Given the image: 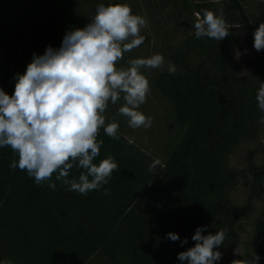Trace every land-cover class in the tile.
I'll list each match as a JSON object with an SVG mask.
<instances>
[{
    "label": "trees",
    "instance_id": "trees-1",
    "mask_svg": "<svg viewBox=\"0 0 264 264\" xmlns=\"http://www.w3.org/2000/svg\"><path fill=\"white\" fill-rule=\"evenodd\" d=\"M46 1L36 0L41 6L40 19H30L32 29L38 33L41 55L48 46L59 49L62 44L54 29L55 8ZM204 9L197 8L201 14ZM236 9L235 6L233 10ZM260 16L264 18V3ZM245 26L250 36L249 21ZM16 33L21 35L22 29ZM16 33L12 37H16ZM192 37L193 43L202 49L194 62H190L187 55L190 41H184L165 54L168 64L174 65L176 71L169 73L167 69L155 80L159 93L172 99L178 117L187 122L177 146L168 154L163 166L167 170L164 186L172 187L179 199L177 209L182 216L176 228L180 239L168 243L166 238V244H156L152 237L150 242L144 241L149 238L150 229L144 232L136 223H132L129 231L118 228L139 195L134 193L130 198L133 186L143 181L146 185L150 174H156L160 165L153 161L157 166L150 170L152 159L142 149L119 132V139H114L101 129L97 139L103 143L94 163L111 155L118 167L107 184L87 195L69 192L68 186L57 181L55 175L51 180L56 184L55 190L48 187V182L36 184L26 171L10 168V164L18 160L11 148H0V261L90 264L89 260L102 249L116 264H173L180 252L194 246L192 236L198 227L206 226L204 235L227 229L224 243L216 249L221 253L225 245L234 241L229 223L222 225L219 220L230 188L224 159L242 139L254 134L257 120L264 117L256 100L260 84L264 82V65L259 71L260 82L247 89L248 85L237 84L229 70L225 59L229 48L226 41L197 39L195 33ZM205 60L213 62L214 73L208 71ZM17 74H22L20 64L0 15V88L8 95L14 92ZM81 171L74 167L69 179H78ZM105 189L110 190L109 194H104ZM87 203L90 208H85ZM83 212L90 216L93 229L88 220L82 218ZM105 213L107 219H103ZM167 229L171 231L173 227ZM253 238L260 240L259 253L264 255V222L261 219H257ZM185 239L187 243L182 245ZM236 259L251 261L253 257ZM231 261L222 255L214 264H231ZM257 264H264V259Z\"/></svg>",
    "mask_w": 264,
    "mask_h": 264
},
{
    "label": "clouds",
    "instance_id": "clouds-1",
    "mask_svg": "<svg viewBox=\"0 0 264 264\" xmlns=\"http://www.w3.org/2000/svg\"><path fill=\"white\" fill-rule=\"evenodd\" d=\"M194 23L197 39L207 37L222 41L230 35L223 13L204 9L197 13ZM147 21L133 14L127 3H101L94 16L83 28L66 32L61 47L48 46L43 55L33 54L24 74L16 75L15 89L8 95L0 88V148L10 147L18 156L10 168H19L33 177L36 184L48 182L56 189L57 181L68 186L69 192L87 195L108 183L118 164L109 155L99 163L103 143L97 137L100 130L119 139V123L107 121L109 105L120 104L116 116L127 118L132 129L148 128L152 118L140 111L151 93L150 82L142 69L164 65L162 54L127 60L125 53L138 48L145 41L141 30ZM256 51L264 50V22L253 33ZM169 73L176 71L168 65ZM258 107L264 111V82L256 95ZM158 164L159 161H156ZM82 169L78 179H69L70 170ZM155 164L150 165L151 168ZM110 190L105 189L104 194ZM205 227H198L192 236L193 247L178 254L187 264H214L222 258L218 249L225 240L227 229L214 235H204ZM172 241L180 239L168 233ZM187 243V239L181 244ZM260 256L254 253L251 261L235 259L231 264H257ZM0 264H12L5 259Z\"/></svg>",
    "mask_w": 264,
    "mask_h": 264
},
{
    "label": "rangeland",
    "instance_id": "rangeland-1",
    "mask_svg": "<svg viewBox=\"0 0 264 264\" xmlns=\"http://www.w3.org/2000/svg\"><path fill=\"white\" fill-rule=\"evenodd\" d=\"M1 1L3 23L9 36L11 35L14 51L24 74L27 65L32 62L33 54L41 55L38 33L32 29L30 22L31 17L40 19L41 6L36 4V0H15L11 5L5 0ZM46 2L55 8L54 29L62 40L66 32L83 28L88 24L101 3L105 6L110 3H127L133 14L140 15L147 21L146 27L141 30V35L145 37L144 43L125 53L124 60L120 63L121 66H127L128 59L147 58L153 54L163 55L162 67L141 70L150 82L151 93L139 110L152 118V124L148 128L132 129L128 126L126 117L115 115L120 104H110L105 115L108 118L106 122L115 118L120 125L119 133L142 149L152 159L151 165L156 161H159L160 165L158 174H150L148 182L152 183L150 187L148 183L145 185L144 181L133 186L130 198L134 193L139 195L133 202L132 210L120 221L118 228L124 227V231H129L132 229V223H136L138 229H144V232L150 229L149 238H146L145 242L154 240L156 244H166L168 233L178 234L176 227L177 225L179 227L178 219L182 215L177 209L179 199H176L174 189L164 186L167 170L163 166L168 154L177 146L187 122L178 117L172 99L160 94L155 85L157 76L168 69L169 64L165 54L189 40L187 55L188 60L193 61L202 51L192 40L196 14L200 13L197 8L204 7L217 15L222 12L230 31V35L222 40L229 45L225 57L227 65L232 76L237 79V84H246L247 89H251L260 82L259 71L264 65V50L258 52L253 47V33L259 24L264 22V18L260 16V7L264 0H47ZM235 6L237 9L233 10ZM247 21L251 27L250 36L245 26ZM18 29H22L21 35L16 33ZM15 33L16 37H12ZM213 41L221 42L215 39ZM204 63L210 73L215 72L213 62L205 60ZM224 79L228 81L225 77ZM256 124L257 129L254 134L242 139L224 159L229 170L230 188L224 202V212L219 220L222 225L228 222L234 233V241L225 245L222 251L224 258L232 261L239 256L249 259L254 253L260 256L259 261L264 259L262 257L264 255L259 253L260 240L254 241L253 238L257 219L264 222V117L257 120ZM84 205L85 208L91 207L89 203ZM114 213L113 210V215ZM82 218L88 220V225L92 229L95 227L94 224L91 225L90 216L86 212L82 213ZM104 218L107 219L106 213ZM97 222L102 223L99 218ZM169 226L173 227V230L169 231L167 229ZM169 242L173 241L168 238ZM89 262L116 264L102 249ZM173 264H187V262H181L177 258Z\"/></svg>",
    "mask_w": 264,
    "mask_h": 264
},
{
    "label": "crops",
    "instance_id": "crops-1",
    "mask_svg": "<svg viewBox=\"0 0 264 264\" xmlns=\"http://www.w3.org/2000/svg\"><path fill=\"white\" fill-rule=\"evenodd\" d=\"M5 1L8 3V5H11L12 3H14L15 0H5ZM1 2H3V0ZM1 14H3V13L0 11V15Z\"/></svg>",
    "mask_w": 264,
    "mask_h": 264
}]
</instances>
